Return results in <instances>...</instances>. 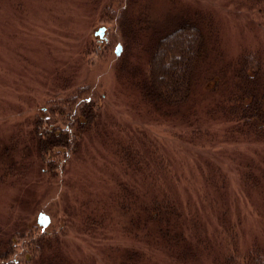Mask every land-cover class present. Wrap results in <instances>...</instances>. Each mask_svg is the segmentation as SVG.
<instances>
[{"label": "rangeland", "instance_id": "1", "mask_svg": "<svg viewBox=\"0 0 264 264\" xmlns=\"http://www.w3.org/2000/svg\"><path fill=\"white\" fill-rule=\"evenodd\" d=\"M256 2L136 0L126 7L124 28L131 27L133 33L142 29L128 56L140 72L138 78L146 70L150 38L166 34L176 20L194 10L201 12L205 23L206 18L213 24V34L206 38L207 54L196 68L192 97L186 106L171 112L145 103L131 82L117 77L115 50L120 45V54L123 51L122 33L111 17L100 22L110 0H0V240L17 238L13 264L30 251L17 232L24 228L25 233L30 229L36 234L59 232L66 220L69 228L60 245L77 261L114 264L123 250L134 245L125 231L126 218L114 209L117 181L128 178L109 150L110 140L130 143L141 153L145 148L157 149L177 173V190L184 202L197 200L204 192L200 174L204 162L218 165L228 175L231 218L237 214L242 218L238 248L243 251L253 242L264 246L259 202L255 193L246 192L241 176V162L259 161L264 144L224 140L221 134L228 123L210 114L225 97L221 82L213 81L224 62L235 60L242 49L264 46V0ZM101 27L105 28L102 38L94 34ZM85 85L91 87L85 99L101 107L98 125L103 140L105 136L110 140L102 145L95 131L86 135L80 152L70 158L63 181L54 182L36 158L30 139L33 122L37 114L48 117L49 101ZM212 86L218 90L208 91ZM12 138L17 151L5 158L3 151ZM9 157L28 163V170L6 175ZM207 212L203 222L208 235H213L217 221L211 209ZM40 213L50 217L45 230L37 224ZM85 217L99 220L100 225L84 230ZM147 252L159 264L170 262L160 251ZM211 255L204 253L202 264H211Z\"/></svg>", "mask_w": 264, "mask_h": 264}, {"label": "trees", "instance_id": "2", "mask_svg": "<svg viewBox=\"0 0 264 264\" xmlns=\"http://www.w3.org/2000/svg\"><path fill=\"white\" fill-rule=\"evenodd\" d=\"M135 1L110 0L100 16V22L104 23L111 17L122 33L123 51L116 57L114 65L117 77L124 83L131 82L142 100L153 108L179 111L192 97L196 68L207 54L206 38L213 34V24L206 18L205 23L201 12L194 10L176 20L166 34L150 38L146 70L138 78L140 72L130 64L128 56L138 44L136 34L142 29L133 33L131 27L124 28L126 7ZM213 81L221 82L219 86L225 96L210 110L216 119L229 125L221 137L232 142L264 144V46L255 50L242 49L235 60L224 62ZM89 89L88 85L78 86L63 98L49 101L48 117L37 114L34 119L30 139L36 158L54 182L63 181L67 164L80 152L86 135L95 131L94 137L101 136L102 145L110 140L106 136L103 140L98 125L101 107L91 99H85ZM207 90L216 92L218 89L212 86ZM110 141L111 148L108 149L118 158L123 175L128 178L117 181L114 209L126 218L125 231L134 243L123 250L114 264H159L147 252L150 249L163 253L169 264H202L204 253L211 255L210 251L215 248L211 264H264V246L260 243L253 242L243 251L238 248L242 218L239 214L231 218L228 175L218 165L209 160L204 162L200 174L205 190L197 200L184 202L177 190V173L157 149L145 148L141 153L130 143ZM16 144L12 138L3 157L17 151ZM22 150L24 158L26 147ZM9 159L6 175L15 176L16 172L23 174L28 170V163ZM241 163L244 165L241 176L245 190L248 194H256L264 220V155L257 162L251 159ZM209 209L217 221L213 235H208L203 222V213L207 214ZM65 213L70 216V212L65 210ZM95 225L98 227L100 221L84 218V230ZM60 228L59 232L49 233L36 234L33 229L25 233V228L17 232L15 235L25 239L30 250L28 257L19 264H86L70 257L60 245L59 239L66 237L69 228L67 220ZM16 239L11 236L5 241L0 240V264H13L11 256Z\"/></svg>", "mask_w": 264, "mask_h": 264}, {"label": "water", "instance_id": "3", "mask_svg": "<svg viewBox=\"0 0 264 264\" xmlns=\"http://www.w3.org/2000/svg\"><path fill=\"white\" fill-rule=\"evenodd\" d=\"M104 32H105V28L101 27L94 34L95 36L102 38ZM120 52H121V46L117 45L116 50H115V55L119 56ZM37 224L42 228V230H45L50 224V217L45 213L38 214Z\"/></svg>", "mask_w": 264, "mask_h": 264}]
</instances>
